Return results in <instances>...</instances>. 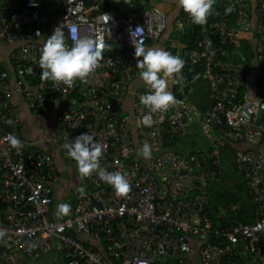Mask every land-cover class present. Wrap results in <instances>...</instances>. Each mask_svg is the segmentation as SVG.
I'll return each instance as SVG.
<instances>
[{
    "label": "built area",
    "instance_id": "built-area-1",
    "mask_svg": "<svg viewBox=\"0 0 264 264\" xmlns=\"http://www.w3.org/2000/svg\"><path fill=\"white\" fill-rule=\"evenodd\" d=\"M12 1L0 0V38L12 44L11 69L0 63V264H264V77L257 76L258 62L264 65V0H216L202 26L181 12L175 24L194 27L192 45L176 40L174 50H165L185 61L184 83L169 81L177 103L157 113L140 102L145 83H132L139 77L133 42L146 45L167 28L159 0H130L133 7L125 0H15L11 9ZM59 26L69 47L83 37L103 47L85 83L34 79L42 71V45ZM247 32L254 65L238 51ZM198 79L210 88L204 110L191 99ZM15 91L33 112L54 115L57 130L49 139L65 159L75 162L64 146L89 132L106 146L101 167L122 172L131 192L117 197L94 173L84 178L86 195L69 201L70 212L51 216L57 164L22 134ZM193 123L207 149L164 148L186 137ZM9 133L24 147L13 149ZM226 141L247 144L236 147L234 164L254 219L219 225L210 215L207 177L218 178ZM144 143L152 147L150 159L138 155Z\"/></svg>",
    "mask_w": 264,
    "mask_h": 264
},
{
    "label": "clouds",
    "instance_id": "clouds-1",
    "mask_svg": "<svg viewBox=\"0 0 264 264\" xmlns=\"http://www.w3.org/2000/svg\"><path fill=\"white\" fill-rule=\"evenodd\" d=\"M215 3L216 0H178L180 8L190 16L192 23L201 26L207 23ZM32 6L36 5L33 3ZM231 11L232 8L229 7L226 9V14ZM36 35L40 36V33L37 32ZM133 45L139 77L149 89L139 97L141 104L151 113L167 110L177 103L175 95L169 90V81L183 86L184 79L181 72L185 61L179 55H173L163 48L146 47L143 41L133 42ZM103 58V47L92 37L77 38L69 47L64 32L59 26L42 45L39 59V67L42 70L40 79L57 84L63 83L68 87H72L77 80L85 83L100 66ZM144 123L150 125L152 123L150 117L145 116ZM5 139L13 149L20 150L24 147L21 139L13 133H9ZM64 147L67 155L76 162L82 179L96 173L102 181L114 189L117 197H125L131 192V183L122 172H109L101 167L100 160L106 146L96 142L91 133H82ZM151 154L152 147L148 143H144L138 152V155L144 159H150ZM77 191L81 197L86 195L83 185ZM58 207L64 215H67L71 209L70 204L67 203ZM4 235L5 232L0 231V237ZM35 246L30 244V247Z\"/></svg>",
    "mask_w": 264,
    "mask_h": 264
},
{
    "label": "trees",
    "instance_id": "trees-1",
    "mask_svg": "<svg viewBox=\"0 0 264 264\" xmlns=\"http://www.w3.org/2000/svg\"><path fill=\"white\" fill-rule=\"evenodd\" d=\"M178 14L183 10L178 8ZM174 17L171 13H167V28L163 31L161 36L170 32L169 40L161 38V36L155 41H151L146 44L149 47L150 43H153L156 47L163 49L172 47V39L184 41L189 45H192V35L194 33V27L185 26L183 30L177 29L174 25ZM252 33V32H251ZM250 32L241 35L238 45L239 54L245 65L252 63L255 60L254 52L252 49V43L249 41L251 35ZM239 54L235 56L240 57ZM260 65V71L258 73V81L261 82L264 77V65L258 62ZM40 76H36L34 79H38ZM209 84L205 79H198L194 91L191 94V99L199 105L201 109H205L209 102ZM182 137H176L169 145L164 148L177 149L178 140ZM247 144L237 141H226L221 147V171L218 174V178L214 175L207 177V194L210 200V215L213 221L219 225H227L233 221H251L254 219L253 205L248 201V191L245 183V179L242 173L238 172L234 164V151L238 146H245ZM187 148V147H184ZM191 150L194 147L190 145L188 147ZM202 148V147H201ZM207 148V147H206ZM52 185V183H51ZM53 191H51V203L50 213L54 216L59 211L58 205L53 200ZM214 240V238H210Z\"/></svg>",
    "mask_w": 264,
    "mask_h": 264
},
{
    "label": "crops",
    "instance_id": "crops-1",
    "mask_svg": "<svg viewBox=\"0 0 264 264\" xmlns=\"http://www.w3.org/2000/svg\"><path fill=\"white\" fill-rule=\"evenodd\" d=\"M157 5L167 10L168 13H171L172 11V15L174 17L179 18L181 16V13L176 15L179 8L178 0H161L157 1ZM177 18L174 20L175 26ZM176 28L180 27L176 26ZM176 40L172 39L173 42ZM153 46L156 47L153 43H150L149 47ZM11 47L12 44L10 42L0 38V63L9 70L11 69V62L9 60L8 53ZM255 63L256 61L252 62L253 65ZM142 82V79H140V77H137L133 81L132 86L140 85ZM13 101L18 105L19 117L24 123V127L21 129L22 134L25 137L36 141V143H38L40 147H42L46 151H49L55 159L57 170L60 176L58 180L52 183L53 200L58 206L65 203L70 204L69 201H75L80 194L77 189L82 185L84 187L86 186V181L84 180V178L80 180L76 179V175L72 174V172L70 171V166H66L63 164V160H66V163L70 161L62 156L59 148L49 139V137L57 130V124L55 122L54 115L51 113L41 114L38 112H33L26 106L24 99L18 91L14 92ZM124 109H131V103H126ZM190 128H193V131H191V133L189 131L186 137L180 138L178 140L179 144L176 148L180 150H186L190 149L188 147H190L191 145L195 148L202 147L203 149H207L209 145L207 139L204 138L199 140L193 137L195 136L193 134H195L196 131H199L198 125L196 123H193L191 124ZM184 146H186L187 148H184Z\"/></svg>",
    "mask_w": 264,
    "mask_h": 264
},
{
    "label": "rangeland",
    "instance_id": "rangeland-1",
    "mask_svg": "<svg viewBox=\"0 0 264 264\" xmlns=\"http://www.w3.org/2000/svg\"><path fill=\"white\" fill-rule=\"evenodd\" d=\"M159 1H161V0H159ZM170 32L171 31H168L164 36L162 35L161 38H164L165 40H169ZM189 131L191 133V131H193V128H189ZM193 135H195V136H193L195 139L201 140V139H204L205 138V136L202 134V132H200V130L199 131H196V133L193 134ZM181 147H183V146H181ZM184 147H186V146H184ZM63 161H64L63 162L64 165L70 166V168H71L70 171L72 172V174H75L76 175V179H78V180L82 179L80 177V174H79L78 168H77V164L75 162L70 161V162L66 163V160H63Z\"/></svg>",
    "mask_w": 264,
    "mask_h": 264
},
{
    "label": "water",
    "instance_id": "water-1",
    "mask_svg": "<svg viewBox=\"0 0 264 264\" xmlns=\"http://www.w3.org/2000/svg\"><path fill=\"white\" fill-rule=\"evenodd\" d=\"M125 1H127L130 4V7H133L132 3H130V0H125ZM10 6H11V9H15L18 6V2L14 0L11 2Z\"/></svg>",
    "mask_w": 264,
    "mask_h": 264
}]
</instances>
